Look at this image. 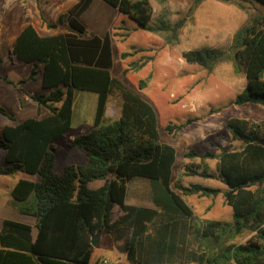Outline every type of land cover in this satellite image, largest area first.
<instances>
[{
	"label": "trees",
	"instance_id": "16d2710c",
	"mask_svg": "<svg viewBox=\"0 0 264 264\" xmlns=\"http://www.w3.org/2000/svg\"><path fill=\"white\" fill-rule=\"evenodd\" d=\"M35 1L41 25L46 30L64 23L68 30L41 36L28 24L10 47L15 60L31 65L29 80H35L40 73L41 87L47 93L31 97L37 104L38 118L1 129L0 149L5 153L6 165L0 167V175L21 173L10 195L23 203L31 199L28 206L17 211L35 219L36 234L33 236V228L28 224L2 219L0 264H91V240L101 233L110 234L115 243L124 239L119 249L125 252L128 264H183L168 263L161 257L176 250L174 233L171 235L166 227L157 233L155 254L151 257L140 254V241L159 212L126 203L131 179H147L153 189L157 185L164 187L170 196L166 199L154 196L153 202L166 216L170 215L169 209L187 218H192L193 212L181 195L171 189L176 150L159 143L155 109L111 74L112 35L107 32L102 37L94 34L84 37L86 27L80 19L94 0H78L54 21L44 15L40 0ZM102 1L133 21L137 29L166 34L169 44L178 41V33L187 18L173 23L160 19L151 24L152 10L147 0ZM167 1L158 0L161 5ZM203 1L191 0L187 15ZM254 2L264 9V0ZM230 51L234 72L243 73L246 80L245 88L232 104L264 107V15L255 16L234 33ZM127 56V53L121 55L122 59ZM182 57L187 63L208 71L229 59L225 50L217 48L189 50ZM148 61L144 58L141 64H130V68L140 70ZM150 77L138 82L139 90L145 88ZM0 78L11 83L5 77ZM74 91L97 96L93 127L69 143L70 147L83 150L86 159L82 165H66L61 173H56L53 143L71 126ZM112 94L119 97L120 115L111 124L103 125ZM42 110L47 115L42 116ZM0 115L12 119L3 108ZM193 121L169 124L165 130L179 132ZM225 128L233 141L241 143L240 148L221 150L219 154H197L189 150L185 157H198L202 165L196 170L185 166V175L214 179L205 161L216 159L218 178L226 190L200 184L188 187L174 184L183 196L214 198L222 193L231 209L229 221L209 220L197 227L198 253L193 259L197 264H264V120L230 118ZM92 182H96L94 189L89 187ZM114 206L123 213L116 221L112 220ZM244 234H248L247 240L238 242Z\"/></svg>",
	"mask_w": 264,
	"mask_h": 264
},
{
	"label": "rangeland",
	"instance_id": "374dc122",
	"mask_svg": "<svg viewBox=\"0 0 264 264\" xmlns=\"http://www.w3.org/2000/svg\"><path fill=\"white\" fill-rule=\"evenodd\" d=\"M78 0H40V8L44 15L54 21L61 13L66 12ZM152 10L151 24L160 19L169 23L186 16L183 28L178 33V41L169 44L166 34H152L137 29L136 24L109 6L102 0H94L90 8L82 15L81 22L86 27L84 37L91 34L104 36L110 32L112 42L113 66L111 74L122 80L129 88L137 91L142 98L153 106L156 111L159 128V143H166L176 150V161L173 166L171 189L181 195L193 212L192 218L180 217L169 209L165 215L161 207L154 204L153 198L166 199L169 193L161 185L152 188L144 178L136 177L127 184L128 202L144 205L159 212L156 220L148 225V232L141 239L140 254L151 257L155 254L154 244L157 233L165 227L174 233L176 250L164 253L161 257L165 262L197 264L193 259L198 253L196 229L204 221L231 219V209L226 205L223 194L214 198L183 196L175 189L179 183L185 187L191 184L218 188L225 191L226 187L218 178L216 159L206 160L209 172L214 179H203L185 175V166L190 165L196 170L201 167L200 158L188 159L185 154L194 150L197 154L211 152L219 154L221 150L239 149L241 143L233 141L225 128L230 118H242L259 122L264 120V107L260 105L235 106L232 104L236 95L244 88L246 80L243 73H235L230 45L234 33L247 25L255 16L264 15V9L254 0H205L191 15H187L191 0H168L161 5L158 0H147ZM239 6H238V5ZM241 6V7H240ZM33 25L41 36H53L68 30L66 23L54 30H46L40 22L35 0H0V75L12 84L0 80V108L12 116L0 115L1 129L5 125H16L28 118H38L37 104L27 94L38 95L42 92L40 78L27 80L31 65L18 62L10 55L13 40L26 25ZM201 48H217L225 50L229 59L217 64L214 69H207L187 63L182 54L189 50ZM123 53L129 54L122 59ZM144 58L149 61L140 70L130 68V64H141ZM143 90L138 89V82L147 79ZM20 83L21 81H24ZM97 96L87 91H74L73 110L70 128L53 143L54 171L61 173L66 165H82L85 162L83 150L70 147V141L78 134L86 133L93 127ZM119 97L112 94L107 102L103 125L111 124L119 118ZM42 116L47 115L42 110ZM188 119L194 120L179 132L168 133L165 128L169 124L179 125ZM6 165L5 153L0 149V167ZM21 173L0 175V222L10 219L26 224L24 215L17 211L28 206L26 202L14 200L10 192L21 178ZM91 189L96 184H90ZM128 204V203H127ZM172 212V213H171ZM123 215L118 206L112 210V220L116 221ZM29 218V217H27ZM36 234L34 229L33 235ZM244 234L238 242L248 238ZM124 239L113 241L108 233H101L98 244L93 248L91 264H128L126 254L119 248Z\"/></svg>",
	"mask_w": 264,
	"mask_h": 264
},
{
	"label": "crops",
	"instance_id": "0c3cea01",
	"mask_svg": "<svg viewBox=\"0 0 264 264\" xmlns=\"http://www.w3.org/2000/svg\"><path fill=\"white\" fill-rule=\"evenodd\" d=\"M12 57V56H11ZM1 76V75H0ZM1 77H3V76H1ZM6 78V77H5ZM38 78H40V73H38V75L36 76V79H38ZM0 80H2V81H4L3 79H1L0 78ZM8 80V79H7ZM27 80H29L28 78H27ZM9 81V80H8ZM5 82V81H4ZM10 82V81H9ZM25 82V81H24ZM5 83H7V82H5ZM7 84H12V82L11 83H7ZM41 84V83H40ZM41 89H42V87H41ZM22 92H24V97L27 99L28 97H30V99H32L31 97H34V96H38V95H40V94H42V93H47L46 91H44L43 89H42V92L40 93V94H38V95H33V94H27L24 90H22ZM33 100V99H32ZM7 112V111H6ZM36 114H37V110H36ZM6 126V125H5ZM20 177H21V174H20ZM92 183H96V182H92ZM92 183H90V184H92ZM16 184V183H15ZM89 184V185H90ZM126 196H127V194H126ZM126 203H128L129 205H133V206H144V205H142V204H140V203H135V202H128L127 201V199H126ZM24 216H26V215H24ZM27 217H29V218H27ZM27 217H24L25 219H24V221L26 222V224H28V225H30L32 228L34 227V224H35V219L33 218V217H30V216H27ZM0 229H1V225H0ZM34 229L35 228H33L32 229V233H33V231H34ZM33 236H35V234L33 235Z\"/></svg>",
	"mask_w": 264,
	"mask_h": 264
},
{
	"label": "water",
	"instance_id": "95a60500",
	"mask_svg": "<svg viewBox=\"0 0 264 264\" xmlns=\"http://www.w3.org/2000/svg\"><path fill=\"white\" fill-rule=\"evenodd\" d=\"M99 236H100V234L92 237V240H91V246L92 247H95L98 244ZM0 240H1V234H0Z\"/></svg>",
	"mask_w": 264,
	"mask_h": 264
}]
</instances>
